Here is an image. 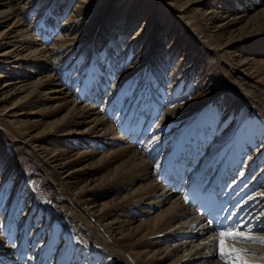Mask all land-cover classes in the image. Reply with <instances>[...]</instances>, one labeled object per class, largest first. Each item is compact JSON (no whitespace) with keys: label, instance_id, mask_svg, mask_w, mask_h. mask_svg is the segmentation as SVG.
Listing matches in <instances>:
<instances>
[{"label":"bare ground","instance_id":"obj_1","mask_svg":"<svg viewBox=\"0 0 264 264\" xmlns=\"http://www.w3.org/2000/svg\"><path fill=\"white\" fill-rule=\"evenodd\" d=\"M1 78L0 264H224L181 173L264 238V0H0Z\"/></svg>","mask_w":264,"mask_h":264},{"label":"snow or ice","instance_id":"obj_2","mask_svg":"<svg viewBox=\"0 0 264 264\" xmlns=\"http://www.w3.org/2000/svg\"><path fill=\"white\" fill-rule=\"evenodd\" d=\"M208 223L211 224L212 221L209 220ZM215 235L217 236V240L214 242V254L219 260L223 261L224 264H251L246 258L250 253L235 247V244H264V238L256 239L251 229L245 232L240 224L230 225L217 230ZM228 241L232 243H228Z\"/></svg>","mask_w":264,"mask_h":264},{"label":"rangeland","instance_id":"obj_3","mask_svg":"<svg viewBox=\"0 0 264 264\" xmlns=\"http://www.w3.org/2000/svg\"><path fill=\"white\" fill-rule=\"evenodd\" d=\"M62 5H63V4H62ZM62 5H60V6H62ZM128 42H129V41H128ZM0 81H1V83H2V82L4 81V78H1ZM98 98H99V97H98ZM16 100H17V99H13V100H11V102L9 103V105H12L13 102L16 101ZM103 102H104V101H103ZM103 104H104V103H103ZM7 105H8V104H7ZM101 106H102V105H101ZM74 146H75V145H74ZM46 191H48L47 188H46ZM19 219H20V217H19Z\"/></svg>","mask_w":264,"mask_h":264}]
</instances>
